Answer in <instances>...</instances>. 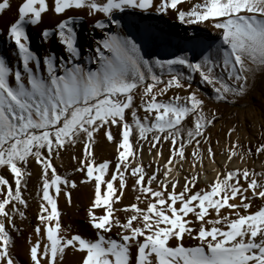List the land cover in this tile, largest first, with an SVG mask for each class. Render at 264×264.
Here are the masks:
<instances>
[{
	"label": "snow or ice",
	"instance_id": "snow-or-ice-1",
	"mask_svg": "<svg viewBox=\"0 0 264 264\" xmlns=\"http://www.w3.org/2000/svg\"><path fill=\"white\" fill-rule=\"evenodd\" d=\"M9 12L0 35L16 59L0 55V264H64L68 254L75 264H264V132L243 144L228 127L220 163L209 132L219 107H208H235L264 79V0H0V20ZM164 17L190 31L173 43L137 23ZM85 18L93 40L82 48ZM26 26L60 53L33 51ZM101 136L114 160L97 159ZM65 153L72 169L61 172L54 161L64 168ZM33 177L37 223L25 237ZM80 185L90 187L88 234L65 226L58 206L62 196L71 207Z\"/></svg>",
	"mask_w": 264,
	"mask_h": 264
},
{
	"label": "rangeland",
	"instance_id": "rangeland-1",
	"mask_svg": "<svg viewBox=\"0 0 264 264\" xmlns=\"http://www.w3.org/2000/svg\"><path fill=\"white\" fill-rule=\"evenodd\" d=\"M131 19V18H130ZM172 18H151L139 20L137 23L143 28L145 26H152L153 30L157 34H161L160 25L167 24ZM165 27H167L165 25ZM164 33V32H163ZM165 34V33H164ZM156 51H163L161 48H156ZM196 86L195 84L193 85ZM209 108L219 107V115L221 119L216 122L214 128L209 129V132L213 139V147L217 152V160L220 163H223V157L220 155L221 149L227 144V129L232 125H237L239 129V135L241 137V143L247 144L248 140L251 139L252 144L255 145L261 138V133L264 132V79L257 80L255 86L249 95L245 96L243 99L237 101L235 107L225 106V105H215L210 103ZM142 115V113H141ZM235 134L232 139L234 140ZM219 139V146L216 145V140ZM99 143L95 146V154L98 160L102 161L104 159L114 160L115 149L113 145H110L101 137H98ZM190 151V150H189ZM76 154L79 155L81 150L78 147L75 150ZM154 155V153H153ZM168 156V145H164V157L165 159ZM153 156L148 154L147 146H145L143 153V163L145 166L152 161ZM261 161H264V157L261 158ZM261 161H256L255 167L260 168ZM163 160L160 161L163 164ZM58 169L63 172L65 169L71 171L72 164L69 158V154L65 153L63 156L64 168H60L61 161H54ZM155 165H153L154 167ZM236 163L230 165V167H235ZM209 168V179L214 175L211 171V165H207ZM188 168V165L185 164V169ZM151 171V169L149 170ZM77 180L79 176L75 177ZM36 178L33 177L28 184V192L25 193V196L29 200V208L27 209L26 215L27 220H25L20 226L25 229L24 236L27 237L31 231V227L34 226L36 221V214L38 212V197L36 195ZM131 180H129V188L131 186ZM205 183L204 179L201 178L200 186H203ZM181 184L183 180L181 179ZM90 193V187L85 185H80L78 189L74 190L72 193L73 204L69 207L65 199L61 196L58 201L59 210L62 213L61 220L65 226L71 225L74 231L88 234L90 229L86 224L85 212L84 209L88 205V196ZM133 199V193L129 190L125 197L124 203H129ZM259 203V201H257ZM119 207V205H117ZM18 223L19 220L17 221ZM24 240H17V251L19 253V259L23 261L25 259L23 252ZM75 257L71 254H68L65 257L64 264H75Z\"/></svg>",
	"mask_w": 264,
	"mask_h": 264
},
{
	"label": "bare ground",
	"instance_id": "bare-ground-1",
	"mask_svg": "<svg viewBox=\"0 0 264 264\" xmlns=\"http://www.w3.org/2000/svg\"><path fill=\"white\" fill-rule=\"evenodd\" d=\"M16 0H13V7H15ZM13 13L9 12L6 16L0 20V31H3L6 22L13 18ZM55 18L52 16H46L44 19L45 24H52L54 23ZM139 20H137L138 22ZM165 25L167 27H165ZM160 25L161 30L167 35V38L171 40L173 43L179 42L180 38L184 36L185 31H190V29H186L184 26H180L176 23L173 19L170 20L167 24ZM26 31L29 35L31 41V48L33 51L37 52L40 55H43L48 51L49 48H52L57 54L60 53V47L53 41L51 44H45L42 42L40 37V30L32 27L26 26ZM155 31V30H154ZM156 32V31H155ZM96 35L98 36L99 33L97 32ZM93 40V33L90 27V23L87 18H85L81 22V27L79 29V37L78 43L81 44L82 48H87L89 44L92 43ZM0 55H3L7 58L10 64H15V56H14V46H10L7 42L5 35H0Z\"/></svg>",
	"mask_w": 264,
	"mask_h": 264
}]
</instances>
